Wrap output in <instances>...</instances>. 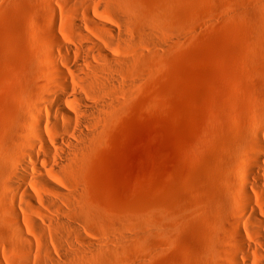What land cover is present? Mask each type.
Instances as JSON below:
<instances>
[{
  "label": "rangeland",
  "instance_id": "1",
  "mask_svg": "<svg viewBox=\"0 0 264 264\" xmlns=\"http://www.w3.org/2000/svg\"><path fill=\"white\" fill-rule=\"evenodd\" d=\"M79 1L0 0V173L22 174L11 166L21 155L30 166L29 184L14 180L9 198L26 190L44 210L49 196L39 184L45 175L55 178L69 204L88 216L92 239H104L100 247L113 251L104 264H228L233 192L250 190L241 178L244 159L255 155L249 114L262 109L256 87L264 74V8L259 0H120L153 34L142 38L134 27L135 45L106 49L116 56L134 52L137 60L123 71L132 86L104 95L119 102L91 126L95 138L75 165L45 153L40 142L41 160L33 162L23 155L27 108L21 102L61 96L69 106L61 91L45 93L43 69L50 67L43 44L62 58L58 41L71 48L86 42L68 24L73 8L83 18ZM41 114L47 145L57 150L68 141L66 121L56 110L41 108ZM53 161L62 164L55 172ZM7 221L0 198V241L8 237ZM242 235L258 255L253 262L264 264V248Z\"/></svg>",
  "mask_w": 264,
  "mask_h": 264
},
{
  "label": "bare ground",
  "instance_id": "2",
  "mask_svg": "<svg viewBox=\"0 0 264 264\" xmlns=\"http://www.w3.org/2000/svg\"><path fill=\"white\" fill-rule=\"evenodd\" d=\"M259 2L264 8V0ZM78 3L83 10V18L81 20L80 11L73 8L71 12L74 18L68 24L88 43L71 48L58 41L56 47L60 48L62 58L54 55L53 45L43 44V56L50 67V70L43 69L47 78V83L43 85L45 93L52 91L57 94L59 91L68 95L69 106L63 105L61 96L53 102L45 99L21 102L27 108V114L23 115L22 120L28 127L25 130V126L21 131L24 137L21 149L25 153L22 152L23 155L33 162L41 160L35 150V144L40 142L45 144V153L56 152L55 157L63 160L66 165L77 163L95 138V130L91 126L119 102L116 99L106 100L104 95L115 91L124 92L132 86V83L124 79L123 71L128 70L137 60L134 52L116 56L106 49H113V46L117 48L118 45L128 49L135 45L137 40L131 32L134 27L141 32L142 38L153 35L142 29L143 26L137 25L136 10L126 7L120 0H83ZM46 10L47 17H53L55 9L47 6ZM26 19L32 28L37 26V20L32 15ZM260 22L264 33V12L260 15ZM72 57L75 61H71ZM256 92L262 109L249 114L251 124L247 133V138L255 147V155L244 159L241 178L244 185L249 184L250 190L240 187L233 192L235 207L229 215L233 230L229 235L234 244L230 245L228 264H262L260 260L253 262V257L258 255L244 240L242 233L264 248V74ZM41 108L46 112L56 110L66 121L63 131L69 135L68 141L57 150L47 145L48 139L41 128ZM52 121L57 129L61 128L57 119ZM52 142L55 143V139ZM2 160H8L6 155L2 156ZM61 165V162L53 161L51 171H57ZM11 166L19 168L22 174L8 176L0 173V198L10 218L6 227L8 237L0 241V264H104L105 256L109 257L113 251L108 247H100L105 243L104 239H92L88 216L69 204V194L59 182L47 175L42 177L39 185L44 194L49 196L44 201L46 208L43 210L41 203L26 190L18 200L9 198L8 193L12 190L14 180L23 186L29 184L24 174L30 170L22 155ZM52 194L60 197H50ZM260 226L263 227L260 231L253 229H259ZM247 227L249 229L246 231ZM117 243L111 247L116 248L119 245ZM237 250L242 252L246 262L238 260L234 253ZM259 256L264 257L261 254Z\"/></svg>",
  "mask_w": 264,
  "mask_h": 264
}]
</instances>
